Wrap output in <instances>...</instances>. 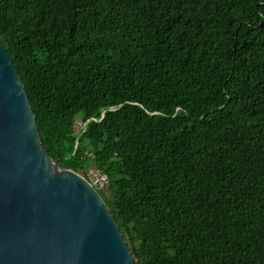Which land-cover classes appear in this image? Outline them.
<instances>
[{
  "label": "trees",
  "instance_id": "1",
  "mask_svg": "<svg viewBox=\"0 0 264 264\" xmlns=\"http://www.w3.org/2000/svg\"><path fill=\"white\" fill-rule=\"evenodd\" d=\"M0 42L136 264H264V0H0Z\"/></svg>",
  "mask_w": 264,
  "mask_h": 264
},
{
  "label": "water",
  "instance_id": "2",
  "mask_svg": "<svg viewBox=\"0 0 264 264\" xmlns=\"http://www.w3.org/2000/svg\"><path fill=\"white\" fill-rule=\"evenodd\" d=\"M59 160L0 42V264H136L99 190Z\"/></svg>",
  "mask_w": 264,
  "mask_h": 264
},
{
  "label": "built area",
  "instance_id": "3",
  "mask_svg": "<svg viewBox=\"0 0 264 264\" xmlns=\"http://www.w3.org/2000/svg\"><path fill=\"white\" fill-rule=\"evenodd\" d=\"M96 189L102 188L108 181L107 174L100 169H91L86 177Z\"/></svg>",
  "mask_w": 264,
  "mask_h": 264
}]
</instances>
